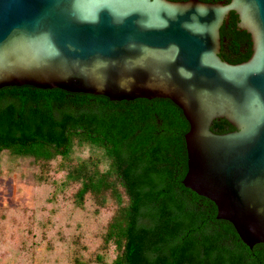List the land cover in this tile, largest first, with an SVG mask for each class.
Here are the masks:
<instances>
[{"label": "water", "instance_id": "1", "mask_svg": "<svg viewBox=\"0 0 264 264\" xmlns=\"http://www.w3.org/2000/svg\"><path fill=\"white\" fill-rule=\"evenodd\" d=\"M0 144L108 151L123 264H264V0H0Z\"/></svg>", "mask_w": 264, "mask_h": 264}, {"label": "rangeland", "instance_id": "2", "mask_svg": "<svg viewBox=\"0 0 264 264\" xmlns=\"http://www.w3.org/2000/svg\"><path fill=\"white\" fill-rule=\"evenodd\" d=\"M100 154L74 146L69 163L101 159ZM57 162L58 157L42 166L31 157L0 152V264H112L114 246L101 247L100 235L116 203L105 196L98 204L87 195L76 205L78 184L63 185ZM106 165L99 161L100 170Z\"/></svg>", "mask_w": 264, "mask_h": 264}, {"label": "trees", "instance_id": "3", "mask_svg": "<svg viewBox=\"0 0 264 264\" xmlns=\"http://www.w3.org/2000/svg\"><path fill=\"white\" fill-rule=\"evenodd\" d=\"M179 1V0H171ZM203 2H227L228 0H200ZM236 16L228 13L226 23L219 28L220 50L218 56L229 63H237L247 59L250 54L249 36L245 31L236 28ZM74 146H90L101 152L103 158L87 157L70 164L71 153ZM50 152H22L6 145L0 144V152L6 151L13 156L31 157L42 166L46 162L58 157L57 167L64 171L63 185L77 183L72 197L76 205L80 206L85 196H92L98 204L104 202L105 196L116 203V208L104 225L100 235L101 247L109 244L116 251L112 264H123V253L126 239V231L129 217L127 194L110 153L103 148L93 145H74ZM106 160L107 165L103 170L99 169V161ZM64 162L66 164H64ZM185 264V263H183Z\"/></svg>", "mask_w": 264, "mask_h": 264}]
</instances>
